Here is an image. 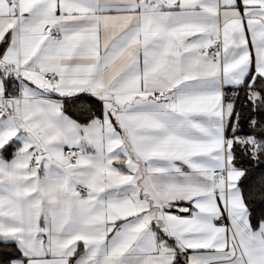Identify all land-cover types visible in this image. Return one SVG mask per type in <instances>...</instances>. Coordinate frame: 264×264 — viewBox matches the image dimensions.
Returning a JSON list of instances; mask_svg holds the SVG:
<instances>
[{
	"label": "snow or ice",
	"instance_id": "1",
	"mask_svg": "<svg viewBox=\"0 0 264 264\" xmlns=\"http://www.w3.org/2000/svg\"><path fill=\"white\" fill-rule=\"evenodd\" d=\"M0 264H264V0H0Z\"/></svg>",
	"mask_w": 264,
	"mask_h": 264
}]
</instances>
